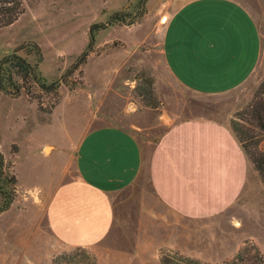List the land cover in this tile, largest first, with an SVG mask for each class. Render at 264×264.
Segmentation results:
<instances>
[{"label":"rangeland","instance_id":"1","mask_svg":"<svg viewBox=\"0 0 264 264\" xmlns=\"http://www.w3.org/2000/svg\"><path fill=\"white\" fill-rule=\"evenodd\" d=\"M158 1L21 0L22 14L0 27V59L15 52L33 65L36 58L28 43H34L41 55L37 70L45 83L63 82L52 108L55 96L35 91L49 112L39 110L23 92L17 98L0 93V154L4 172L15 178L14 186L5 176L1 182L6 193L13 188V196L0 212V264H159L160 255L176 264H188L184 259L223 264L239 251L243 261L238 264L264 259V185L256 170L260 160L249 153L264 154V130L251 114L264 101V94L259 95L264 82V0H233L256 22L260 57L249 78L216 93L186 89L169 72L157 26L167 14L155 9ZM111 17L117 21L109 23ZM100 24L105 27L93 33L85 62L67 75L86 49L90 26ZM261 118L264 124V113ZM189 119L214 121L233 135L246 159L245 182L229 208L201 225L216 230L191 238L186 247L190 254L137 251V232L147 223L143 217L165 214L147 183L150 147L168 125ZM104 125L135 137L140 166L133 183L110 198L113 222L107 235L89 247H66L55 240L45 220L51 193L77 175L65 150L66 138L84 127Z\"/></svg>","mask_w":264,"mask_h":264},{"label":"crops","instance_id":"2","mask_svg":"<svg viewBox=\"0 0 264 264\" xmlns=\"http://www.w3.org/2000/svg\"><path fill=\"white\" fill-rule=\"evenodd\" d=\"M155 9L167 14L165 24L157 22L165 64L186 89L225 92L255 70L259 32L237 2L160 0ZM78 133L65 142L77 175L51 193L45 220L58 243L85 248L107 235L113 222L110 198L133 183L141 154L135 137L117 127L87 126ZM246 169L243 151L221 124L189 119L168 125L146 159L150 193L165 214L143 217L147 223L139 227L135 249L190 254L192 237L216 230L201 225L239 197Z\"/></svg>","mask_w":264,"mask_h":264},{"label":"trees","instance_id":"3","mask_svg":"<svg viewBox=\"0 0 264 264\" xmlns=\"http://www.w3.org/2000/svg\"><path fill=\"white\" fill-rule=\"evenodd\" d=\"M23 8L21 0H0V27H6L11 25L20 14H22ZM117 21L115 17L110 18V22ZM110 25V24H106ZM104 24L92 25L89 28L88 39L86 49L79 55L75 63H73L69 69L66 71L67 75H70L75 70L82 65L87 57V52L89 46L93 41V33L98 29L104 28ZM28 46L33 50L36 61L35 64H29L24 58L18 56L15 52H12L0 59V93L4 94L10 98H17L21 92H23L28 99L35 100L37 108L43 112H49L50 108L54 107L56 104L57 89L61 81H54L49 84H46L39 71L37 70V64L41 61V55L39 48L34 43H28ZM74 85L69 86V89H73ZM264 82L259 86V95L264 94ZM35 91L44 94H52L55 97L53 105L49 109L41 107L40 97L35 95ZM262 97V96H259ZM264 113V101L259 104L258 107L252 109L251 114L257 116V120L260 121L261 125L259 126L261 130H264V124H262V114ZM241 148V147H240ZM242 150V149H241ZM248 153V152H247ZM251 155H254L260 160L257 162L256 170L259 173L262 183L264 185V170L262 164H264V154L250 152ZM252 158V157H251ZM6 177V182L8 181L11 186L15 184V178L13 176H8L3 169V159L0 154V212L6 210L12 201L13 188L10 192L6 193L2 189L1 182L4 180L3 177ZM160 264H176L173 263V260L167 256L160 255L158 257ZM188 264H198L196 261L187 260ZM243 261L241 252L239 251L229 262H224L223 264H238ZM259 264H264V259H258Z\"/></svg>","mask_w":264,"mask_h":264},{"label":"built area","instance_id":"4","mask_svg":"<svg viewBox=\"0 0 264 264\" xmlns=\"http://www.w3.org/2000/svg\"><path fill=\"white\" fill-rule=\"evenodd\" d=\"M157 22L161 25L165 24L167 22V16L166 15L160 16Z\"/></svg>","mask_w":264,"mask_h":264}]
</instances>
